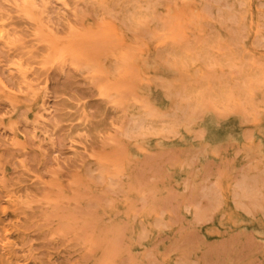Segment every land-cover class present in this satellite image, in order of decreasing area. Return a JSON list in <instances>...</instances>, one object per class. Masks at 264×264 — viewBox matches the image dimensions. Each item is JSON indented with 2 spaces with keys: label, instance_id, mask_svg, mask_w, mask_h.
Masks as SVG:
<instances>
[{
  "label": "rangeland",
  "instance_id": "1",
  "mask_svg": "<svg viewBox=\"0 0 264 264\" xmlns=\"http://www.w3.org/2000/svg\"><path fill=\"white\" fill-rule=\"evenodd\" d=\"M177 1L0 0V264H264V0Z\"/></svg>",
  "mask_w": 264,
  "mask_h": 264
},
{
  "label": "bare ground",
  "instance_id": "2",
  "mask_svg": "<svg viewBox=\"0 0 264 264\" xmlns=\"http://www.w3.org/2000/svg\"><path fill=\"white\" fill-rule=\"evenodd\" d=\"M176 6H178L177 8L181 9V6H183V7L186 6V1L185 0H181V1L178 0L177 3H176ZM232 8H233V6L231 4H229L227 11L226 10L225 11L224 10L223 11H219V14L221 16L230 15V14H232ZM202 9L204 11H208L209 10L207 2L205 4H202V5H193V8H191L192 14L198 15V13ZM229 18H231V17H229ZM165 54H166V52H165ZM195 112H196V109L191 110L190 115H193ZM190 115L187 117L188 120L190 119ZM241 189H242L241 193H242L243 196L248 195L249 191L251 190L249 188L248 184H244V182L241 183ZM7 196H8V201H9L10 205L4 206L2 203H0V212L8 210V209H11L14 213H16L17 212L16 211V206L20 204V197L17 196L16 194H14V193H8ZM244 207L246 208V206H244ZM200 211H201V208L197 207V212L199 213Z\"/></svg>",
  "mask_w": 264,
  "mask_h": 264
}]
</instances>
